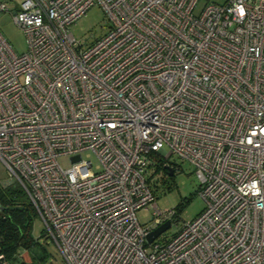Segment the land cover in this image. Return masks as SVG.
Here are the masks:
<instances>
[{"label": "built area", "instance_id": "1", "mask_svg": "<svg viewBox=\"0 0 264 264\" xmlns=\"http://www.w3.org/2000/svg\"><path fill=\"white\" fill-rule=\"evenodd\" d=\"M198 1H0L29 45L0 31V159L67 264H264V0ZM95 4L111 27L88 44L72 26ZM83 151L99 170L60 164ZM172 157L205 207L149 242L180 219L147 178Z\"/></svg>", "mask_w": 264, "mask_h": 264}, {"label": "rangeland", "instance_id": "2", "mask_svg": "<svg viewBox=\"0 0 264 264\" xmlns=\"http://www.w3.org/2000/svg\"><path fill=\"white\" fill-rule=\"evenodd\" d=\"M1 1V0H0ZM10 2L12 6L19 7L21 0H5ZM226 0H199L197 11H200L204 5L208 3H224ZM11 12H0V31L5 36L13 50L18 53L26 52L28 45L27 35L13 20ZM111 27V22L107 17L103 8L95 4L86 15L80 18L72 26L73 36L78 40L91 44L98 38L102 37ZM92 151H83L81 153L67 154L60 156L59 162L64 169L72 167L74 164L82 160V158L90 159L94 163V170L100 169V162ZM176 171L169 176L160 173L155 167H151L147 173V178L151 180L154 191L157 195L158 206L164 211L172 208H179V222H174L172 226L163 232L168 238L175 235L184 221H189L199 215L205 207L204 198L198 190L201 186V179L196 173L195 167L187 160H182L178 157H172ZM0 182L14 183L7 167L0 159ZM25 202L30 203V200L25 197ZM141 224L152 222L153 211L150 207L142 208L137 211L136 216ZM32 236L34 243L30 247L19 250L16 262L12 264H67L63 257L60 256V251L55 243L50 238L45 237V224L41 217L36 214L34 216ZM6 264L8 261H6Z\"/></svg>", "mask_w": 264, "mask_h": 264}, {"label": "trees", "instance_id": "3", "mask_svg": "<svg viewBox=\"0 0 264 264\" xmlns=\"http://www.w3.org/2000/svg\"><path fill=\"white\" fill-rule=\"evenodd\" d=\"M25 197L27 193L16 182L4 185L0 182V207L4 208L0 210V247L3 259L10 264L18 260L16 257L22 247L28 248L34 243L32 219L37 212L31 201L25 202Z\"/></svg>", "mask_w": 264, "mask_h": 264}, {"label": "water", "instance_id": "4", "mask_svg": "<svg viewBox=\"0 0 264 264\" xmlns=\"http://www.w3.org/2000/svg\"><path fill=\"white\" fill-rule=\"evenodd\" d=\"M173 171H170V175H173ZM4 209L3 207H0V210ZM171 222L167 221L165 223H163L162 225H160L159 227H156V229H154L153 231H151L148 234V238L147 241L151 242L153 241V239H155L156 237H158L160 234H162L164 231H166L169 226H170ZM0 254H1V247H0Z\"/></svg>", "mask_w": 264, "mask_h": 264}]
</instances>
